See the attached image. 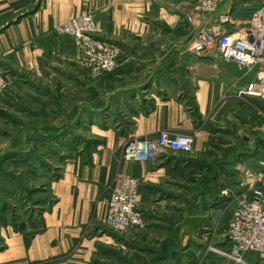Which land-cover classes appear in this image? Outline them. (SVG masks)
<instances>
[{
	"label": "crops",
	"instance_id": "crops-1",
	"mask_svg": "<svg viewBox=\"0 0 264 264\" xmlns=\"http://www.w3.org/2000/svg\"><path fill=\"white\" fill-rule=\"evenodd\" d=\"M261 4L264 0H228L207 17L193 13L194 22L189 23L186 15L193 12L191 0H0V75L15 77L20 83L21 76L45 79V71L50 72L48 77L62 71L67 78L68 100L72 99L76 74L70 62L75 47L66 35L55 34L53 28L76 15L92 13L98 37L115 43L119 49V68L105 79L106 89L112 88L110 95L115 97L108 95L99 101V106L85 108L82 116L90 109L106 111L118 104L133 111L129 136L144 139L154 138L161 131L186 132L193 136L194 150L167 153L158 163L125 162L117 156L126 142L125 133L98 131L91 119L89 130L99 132L102 138L89 151L91 163H84L79 154L68 159L61 177L51 185L57 201L43 213L45 228L33 236H21L7 228L4 231L7 246L0 253V264L44 259L69 250L81 235V225L94 212L100 190L119 175L128 173L140 179L144 190L139 194L138 204L142 211L172 206V198L178 197L174 187L192 190L189 168L192 172L208 170L211 178L204 187L207 191L214 188L215 175L223 171L227 175L224 186L231 192L254 187L264 190V95L253 94L257 90V70L218 59L215 44L199 53L188 49L203 27L226 29L227 22L236 27L247 21ZM222 15L227 16L224 23L220 22ZM65 65L66 71L61 69ZM21 90L41 94L40 99L33 97L41 103L44 93L49 91L27 85ZM148 95L151 97L147 99ZM157 95L168 96L162 99ZM174 95L190 105H180ZM191 108L194 115L189 111ZM76 120L75 115L73 125ZM66 135L69 137V130L62 136L70 141ZM195 153L210 156L214 161H194ZM160 184L163 189L157 188ZM118 187L117 183L109 190ZM205 197V211L184 214L180 220L186 223L190 217L202 216L201 225L193 228L206 229L214 221L220 228L227 227L228 197L221 194L227 201L224 207L228 208L223 216L217 214V208L223 205L215 199L216 191ZM152 218L162 220L156 214ZM191 238L187 235L184 239L188 240L186 249ZM86 244L85 253L93 247L90 241ZM226 244L227 241L224 248ZM84 262L83 256L58 264ZM204 264H264V253L248 252L243 262L217 257Z\"/></svg>",
	"mask_w": 264,
	"mask_h": 264
},
{
	"label": "rangeland",
	"instance_id": "rangeland-1",
	"mask_svg": "<svg viewBox=\"0 0 264 264\" xmlns=\"http://www.w3.org/2000/svg\"><path fill=\"white\" fill-rule=\"evenodd\" d=\"M194 4L195 0H191V10ZM189 14L188 12L186 16ZM187 22L193 23L194 18L187 19ZM228 24L225 26L226 30L237 34L239 27ZM55 27L53 32L57 34ZM92 35L102 41L104 46L91 44L87 36L76 35L71 38L66 35L75 47V56L70 63L75 70L76 82L72 84L75 89L73 94H70V97L72 96L70 100L66 93L67 78L62 75V71L50 77H48L50 72L45 71L47 73L45 79L21 76L23 82L20 83L15 77L0 75L2 83L0 86V253L7 246L6 233L4 234L7 228L21 236L22 234L33 236L45 228L43 213L49 211L52 204L57 201L51 185L61 177L63 167L69 162L68 159L79 154L84 163H91L89 151L95 144L101 142L99 140H102L98 135L99 132L89 130L88 122L91 119L90 123L96 126L98 131L110 130L113 133H125L126 142L117 151V156L122 161L137 162L125 157L126 150L132 143L147 139L127 134L130 133L133 111L124 106L120 107L116 104L106 111L94 108L82 116L85 108L99 106V101L108 95L115 97V94L110 95L112 88L106 89L105 79L115 74L119 68V49L115 43L98 37L96 22ZM61 69L66 71L67 65ZM26 85L33 89L40 87L45 91L49 90L43 95V103L33 100V97L40 99L41 94H36L33 90V93L27 94L21 90ZM151 95H148L147 99ZM165 96L157 95L156 97L164 99ZM174 99L185 107L190 105L178 100L176 95ZM151 100L153 101L149 98V101ZM189 111L194 115L195 110L191 108ZM75 115L77 120L76 125H73ZM80 117L82 120L78 119ZM68 130L70 135L66 137L70 138V141H66L62 136L68 133ZM73 131L75 134L72 133ZM193 151L192 148L191 152ZM195 155V158H192L194 161L199 160L204 163L214 161L207 155L199 156L197 153ZM163 156L158 160L148 161L158 163ZM187 171L191 172L193 178L192 186H190L192 190L174 187L173 191L178 197L172 198L174 202L172 206L163 205L156 210L148 207L146 211H142L138 204L142 213V224L128 231L119 230L108 218L107 201L110 194L117 190H109V188L117 183L120 186L126 174L117 176L116 181L100 190L95 200L94 212L86 223L81 225V235L69 250L44 259H26L13 264H58L83 256L85 264H204L212 258H225L220 252L224 251V243L228 240L226 226L220 228L217 225L218 222L214 221L206 229L189 228L184 226L185 222L180 219L184 214L187 216L205 211L207 209V204L204 203L205 195H212L215 191V199H219V205H223L217 208V214L223 216L228 208L224 207V205L227 206V201L221 198V194L229 199V195L245 191H229L224 186V179L227 177L225 171L215 175L214 188L208 191L204 189L206 182L211 178L207 169L192 172L193 170L189 168ZM127 175L134 177L128 173ZM137 180L138 202L139 194L144 188L140 179ZM168 183L173 182L164 184ZM198 184L203 185L202 188L195 189L194 186ZM157 188L163 189V184L158 185ZM201 202L203 204L198 207ZM180 211L183 214H174ZM155 214L162 220L155 221L152 218ZM187 235L192 237L188 249L185 246L188 240L184 241ZM86 241H90L93 247L91 251L85 253ZM200 245L202 248H199Z\"/></svg>",
	"mask_w": 264,
	"mask_h": 264
},
{
	"label": "built area",
	"instance_id": "built-area-1",
	"mask_svg": "<svg viewBox=\"0 0 264 264\" xmlns=\"http://www.w3.org/2000/svg\"><path fill=\"white\" fill-rule=\"evenodd\" d=\"M225 1L195 0L193 12L187 19L192 20L193 13L207 17ZM225 21L227 16H220V22ZM94 26L93 15L85 13L55 27L54 30L57 34H65L71 38L76 35L87 36L91 44L104 46L102 41L92 35ZM236 26L239 27V31L233 40L228 30L222 27L203 28L188 49L193 53H199L215 44L219 59L234 61L239 67L248 70H257V90H253V94L264 95V4L254 9L247 21ZM1 84L0 78V86ZM192 146L193 136L189 133L171 134L161 131L155 138L132 143L127 148L125 157L136 161L158 160L169 152L190 153ZM138 189V180L125 175L119 188L108 198V218L119 230L128 231L142 224V213L137 202ZM228 207V240L220 254L226 259L243 262L244 255L248 252L264 253V190L254 187L249 191L229 195Z\"/></svg>",
	"mask_w": 264,
	"mask_h": 264
},
{
	"label": "water",
	"instance_id": "water-1",
	"mask_svg": "<svg viewBox=\"0 0 264 264\" xmlns=\"http://www.w3.org/2000/svg\"><path fill=\"white\" fill-rule=\"evenodd\" d=\"M203 219L204 218L202 216L190 217L184 224L186 227L193 228V227L201 225V223L203 222Z\"/></svg>",
	"mask_w": 264,
	"mask_h": 264
},
{
	"label": "bare ground",
	"instance_id": "bare-ground-1",
	"mask_svg": "<svg viewBox=\"0 0 264 264\" xmlns=\"http://www.w3.org/2000/svg\"><path fill=\"white\" fill-rule=\"evenodd\" d=\"M237 37V34L236 33H230V38L233 40Z\"/></svg>",
	"mask_w": 264,
	"mask_h": 264
}]
</instances>
